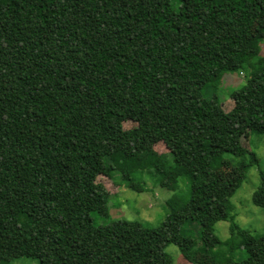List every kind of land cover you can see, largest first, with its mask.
Masks as SVG:
<instances>
[{
  "label": "trees",
  "instance_id": "16d2710c",
  "mask_svg": "<svg viewBox=\"0 0 264 264\" xmlns=\"http://www.w3.org/2000/svg\"><path fill=\"white\" fill-rule=\"evenodd\" d=\"M263 45L264 0H0V264H174L169 244L177 264H264L230 202L255 165L264 208ZM225 73L245 76L227 111ZM100 175L187 188L153 226L111 217Z\"/></svg>",
  "mask_w": 264,
  "mask_h": 264
},
{
  "label": "rangeland",
  "instance_id": "374dc122",
  "mask_svg": "<svg viewBox=\"0 0 264 264\" xmlns=\"http://www.w3.org/2000/svg\"><path fill=\"white\" fill-rule=\"evenodd\" d=\"M262 52L264 53V45ZM244 72L246 76L248 71ZM245 76L244 73H225L221 85L216 90H213L217 98L222 101L226 111L231 109L233 105L231 100L228 99L229 94L242 85L241 83ZM211 91L208 93L210 94ZM249 145L259 159V168L264 170V135L251 133ZM153 148L157 154L166 152V148L161 143L156 144ZM225 157H229V155H225ZM222 166H224L223 170L227 172L226 179H229V181H232L233 178L238 176L239 172L236 169H240V166H235L226 159L222 160ZM96 180L103 183L109 192L115 194L109 197L108 202L111 217L137 220L153 226L162 221L167 214L168 207L166 200L174 193H184L187 188V181L184 177L179 178L176 190H166L159 186H154L148 180L146 181V189L142 192L126 188L121 184L118 186L116 182L105 176H97ZM259 183L258 168L252 165L246 171L244 180L230 198L233 206L232 214L235 215L236 223L254 234L264 232V208L255 206L251 200L252 193L258 187ZM96 223L101 224L98 220H96ZM228 225L229 222L225 220H220L214 225V232L222 240L229 236ZM166 251L171 255L173 263L177 264L180 259L177 247L169 244L166 246ZM196 251L198 249L191 250V253L188 255L192 256ZM217 251H225V249L219 248ZM181 258L183 259L184 257L182 256ZM183 260L186 259L184 258ZM6 264H38V261L27 257H18ZM186 264H190L189 261Z\"/></svg>",
  "mask_w": 264,
  "mask_h": 264
}]
</instances>
